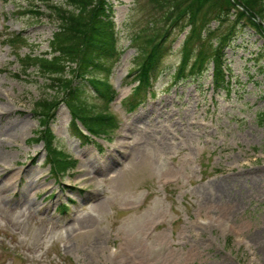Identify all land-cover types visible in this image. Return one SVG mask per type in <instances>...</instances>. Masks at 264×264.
<instances>
[{"label":"rangeland","instance_id":"rangeland-1","mask_svg":"<svg viewBox=\"0 0 264 264\" xmlns=\"http://www.w3.org/2000/svg\"><path fill=\"white\" fill-rule=\"evenodd\" d=\"M113 2L121 56L110 106L120 128L111 142L84 144L71 136L70 111L58 99L48 126L77 161L59 178L43 142L32 141L41 126L36 105L53 101L56 88L34 69L24 74L4 43L25 33L31 47L19 54L46 55L58 24L27 12L36 9L29 0H0V264H264V34L249 23L236 27L225 53L234 87L214 93L212 66L200 77L174 78L187 33L173 25L191 9ZM231 21L209 24L213 44ZM143 30L156 42L171 32L175 42L154 95L125 112L141 52L133 37ZM88 93L89 105L100 107Z\"/></svg>","mask_w":264,"mask_h":264},{"label":"trees","instance_id":"trees-1","mask_svg":"<svg viewBox=\"0 0 264 264\" xmlns=\"http://www.w3.org/2000/svg\"><path fill=\"white\" fill-rule=\"evenodd\" d=\"M156 1L163 3V6L168 5L178 14L186 8L191 9L190 13L186 11L182 13L184 16L179 14L174 25L176 30L181 26L180 33L187 31L186 39L181 45V56L184 67L189 69L192 76L202 75L207 71L208 65L213 64L217 83L225 84L224 69L228 66L225 49L234 36L236 27L240 26L242 29L249 23L264 34V28L255 21L259 18L264 21V0H205L204 8L196 3L201 0H167L168 3L163 0ZM38 2L44 6L43 11L42 7H37ZM238 3H241L245 10L237 15L235 13L238 10ZM34 4L36 9L26 11L37 17H47L58 24L52 40L49 41L50 51L46 55L32 51L24 56L18 54V49L30 47L29 39L24 33L11 34L8 37V44L16 52L24 73L34 69L35 72L50 78L52 87L56 88L57 93L53 101L47 99L36 105L40 109L37 114L40 123L46 127L38 135L46 144L48 161L60 172H67L75 166V162L59 150L55 144L56 137L47 126L54 115L56 105L58 106V99L67 105L74 121H80L91 135L108 138L117 129L116 120L108 107L115 93L111 91L108 80L119 56L113 39L116 3L113 0H29L30 6H35ZM232 16H235L233 21ZM215 20L221 24L231 21L235 27H231V32H227L226 35L216 38L218 40L216 45L213 44V40L217 30L211 31L209 28V24ZM147 33L143 30L142 34L133 37L134 41L138 42L141 61L133 79L139 82V86L125 105L129 110L139 107L144 102L146 83L148 84L154 71L152 70L154 63L171 52V45L174 43L167 35H162L156 42L153 37L156 34L149 36ZM198 42L200 44L195 45ZM90 86H94L104 96L99 111L88 103ZM58 94H61L59 98ZM71 125L74 136L84 143L91 141L90 137L78 130L75 122Z\"/></svg>","mask_w":264,"mask_h":264},{"label":"bare ground","instance_id":"bare-ground-1","mask_svg":"<svg viewBox=\"0 0 264 264\" xmlns=\"http://www.w3.org/2000/svg\"><path fill=\"white\" fill-rule=\"evenodd\" d=\"M122 155V154H121ZM113 161H115L114 160V158H113V160L112 159H110V161H108V163H106V167L108 168V169H110V168H112L113 166L112 165H114V162ZM13 178V177H12Z\"/></svg>","mask_w":264,"mask_h":264}]
</instances>
